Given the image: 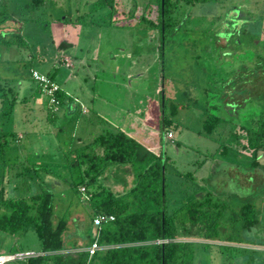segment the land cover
<instances>
[{"label": "rangeland", "instance_id": "1", "mask_svg": "<svg viewBox=\"0 0 264 264\" xmlns=\"http://www.w3.org/2000/svg\"><path fill=\"white\" fill-rule=\"evenodd\" d=\"M155 15V0H0V96L2 91L7 96L0 103V137L13 132L4 136L5 152L10 154L0 152L4 195L34 194L41 177L43 183L59 188L58 176L67 178L77 172L71 165L76 159L73 149L104 128L116 127L159 154L168 213L185 197L207 191L225 204L219 220L222 237L245 241L251 234L250 241L264 242L259 236L264 225L247 234L233 216L249 185L248 198L254 195L256 206L264 207L263 175L257 174L242 187L235 180L237 175L246 181L248 172L251 176L264 172V156L256 157L257 164L251 165V150L246 146L256 129L262 133L258 143L264 144V93L259 90L256 96L250 95L249 86H239L245 73L248 79L263 74L264 0L180 1L170 15L172 27L163 41ZM8 38L10 43L1 42ZM219 38L224 40L218 43ZM60 42L68 44L67 58L57 52ZM31 67L53 77L74 98L70 115L48 118V110L56 112L58 105L56 109L49 105L47 96L37 89L29 76ZM204 111L219 117L210 134L201 127ZM167 132L170 138L165 137ZM83 168L80 164L79 169ZM98 182L77 190L84 193L104 187L114 196L122 195L132 186L130 167L109 165ZM81 193L76 197L67 189L53 199L52 223L68 210L66 245H83L85 240L78 233L88 236L95 229L90 203ZM178 240L207 242L193 237ZM209 243L236 250L231 256L212 246L209 263L203 260L204 264H243L239 249H264ZM38 248L32 230L0 231V254Z\"/></svg>", "mask_w": 264, "mask_h": 264}, {"label": "trees", "instance_id": "2", "mask_svg": "<svg viewBox=\"0 0 264 264\" xmlns=\"http://www.w3.org/2000/svg\"><path fill=\"white\" fill-rule=\"evenodd\" d=\"M180 1L192 4L208 0H155V24L159 27L162 41L170 34L172 27V16L170 15ZM20 40L19 38L18 41ZM1 42L8 44L11 40L1 39ZM65 44L60 42L57 47ZM260 71L263 73L260 78L253 75V78L248 79L245 73L243 81L239 84L243 88L249 86L250 95L256 96L259 90L264 93V69ZM49 78L52 79L51 76ZM37 89H39L38 86ZM54 95L58 107L68 104L70 96L61 88ZM4 100H7V96L2 91L0 103ZM48 111V118H54L56 113ZM66 111H63V114H67ZM171 112H174L173 108ZM204 112L201 127L206 134H210L215 129L219 117L213 113ZM261 134L256 129L251 134L252 138L247 140L246 146L251 150L248 157L253 159L251 165H256V157L264 153V144H259L257 141ZM5 135L13 136V132H4L0 137L2 139L0 140V152L3 155H6L5 149L7 148L5 147ZM96 148L100 149L99 153L95 151ZM73 153L76 159L71 165L77 168V172H70L67 178L58 176L61 185L59 188L43 183L42 177H39L41 182H39L38 192L27 197L10 198L4 195L0 182V231L17 234L32 230L39 246L35 252L43 253L27 258L22 264H204L203 260L209 263L208 253L212 246L222 249L231 256H234L231 251L236 250L234 246L209 243V241L242 243L251 240V234L247 237L248 239L245 238V241H231L229 238L222 237L223 227L219 220L223 217L225 204L216 200L207 191L185 197L180 205L168 213L164 188L165 172H163L159 154H153L144 148L135 136L124 130L116 127L104 128L89 142L73 149ZM262 163L264 167V162ZM80 164L84 165L81 170L79 169ZM112 164H127L130 167L132 186L124 194L114 196L104 187L99 191L85 190L84 193L77 190L79 186L89 189V186L92 187L99 183L101 174L107 166ZM257 174H260L261 178L262 175L264 176V172H253V176L248 172L246 181L243 176L237 174L238 177L235 180H238L241 187L243 184L246 186L254 181ZM67 189L76 193V197L80 193L86 196L85 199L87 203H90L93 217L97 214L112 216L111 220L100 223L97 235V243L101 246L108 245V247L98 249L90 256L82 250L68 251L69 248L74 247V243L66 245L65 240L64 231L68 210L65 209L56 218L55 223H52L51 219L55 194ZM250 190V185L245 190L243 189L246 198L241 200L237 209L233 211V216H237L240 220V228L244 229L247 234L251 228L260 225L261 222L264 225V220L260 217V214L264 212V207L258 209L253 200L256 198L254 195L248 198ZM261 194V198L264 199V187ZM82 236L87 237V234L83 232ZM192 237L207 242L178 240ZM239 250L241 252L240 261L242 259L243 264H264V250L248 251L245 248Z\"/></svg>", "mask_w": 264, "mask_h": 264}, {"label": "built area", "instance_id": "3", "mask_svg": "<svg viewBox=\"0 0 264 264\" xmlns=\"http://www.w3.org/2000/svg\"><path fill=\"white\" fill-rule=\"evenodd\" d=\"M29 76L32 80L37 82L40 91L43 92L47 96V100L49 105L52 107L57 106V99L54 95V93L59 90V86L53 81V79H50L49 76L41 73L40 71L34 69V68H29ZM56 109V108H55ZM166 138H170L171 134L170 132H167L165 134ZM82 191L84 190V187L81 186L80 188ZM112 216L111 215H106V214H97L92 218V225L94 226V232L92 235V240L90 244L85 248V251L88 253V256L93 254L96 250L108 247V245H99L97 243V235H98V228L101 222L106 221V220H111ZM43 254L42 252H35L33 250H16L12 253H2L0 254V264H22L27 258L41 255Z\"/></svg>", "mask_w": 264, "mask_h": 264}, {"label": "crops", "instance_id": "4", "mask_svg": "<svg viewBox=\"0 0 264 264\" xmlns=\"http://www.w3.org/2000/svg\"><path fill=\"white\" fill-rule=\"evenodd\" d=\"M65 47H67V44H65V45H62L61 47H59L58 49H59V51H57L58 53H62V56L59 54V56L60 57H63V58H67L66 56H65V52H66V50H65ZM4 59H5V57H4ZM62 64V63H61ZM52 79H53V77H52ZM70 99H72L71 97H70ZM70 99H68V100H65V101H68L67 103V106H65V107H63V105H61V106H59L58 107V109L56 110V114H59V115H63V111H66V109H68V108H72V105H71V103H70ZM74 99V98H73ZM74 101V100H73ZM78 104V103H77ZM78 107H79V104H78ZM85 112V109H84V111H83V113ZM62 118H63V116H62ZM92 139V138H91ZM90 139V140H91ZM78 141H82V139L81 138H78L77 139ZM89 140V141H90ZM88 141V142H89ZM83 144H85V143H82V144H80V145H78V146H81V145H83ZM6 153H9L10 154V152H6ZM12 153V152H11ZM29 154V153H28ZM14 155L15 156H17V153H14ZM261 155V157L263 158V156H264V153H262V154H260ZM259 157V156H258ZM260 157V158H261ZM260 160H262V159H260ZM263 162H264V159H263ZM258 209H262V207H258ZM264 220V219H263ZM262 220V221H263ZM260 225H262V222H261V224ZM257 226V225H256ZM262 227H263V225H262ZM257 230H258V228H256ZM255 229V230H256ZM260 231H261V228H260ZM262 231H263V228H262ZM93 232L94 231H92L91 233H90V235H88L87 237L86 236H82V233H78V235H79V238H81V239H83V240H85V243L83 244V245H76L75 243H74V247H72V248H69L68 249V251L69 252H71V251H74V250H82V251H85V248L90 244V239H91V237H92V235H93ZM258 234H259V232H258ZM259 236H261V237H263L264 238V231L263 232H261V234H259ZM71 243H73V242H71ZM233 244H236V243H233ZM237 244H246V245H251V246H253V247H256V246H264V242L261 240V242L259 243V241H245L244 243H237ZM245 249H247L248 251H251V250H253V249H255V248H245ZM256 250H258V251H263L264 249H256Z\"/></svg>", "mask_w": 264, "mask_h": 264}, {"label": "water", "instance_id": "5", "mask_svg": "<svg viewBox=\"0 0 264 264\" xmlns=\"http://www.w3.org/2000/svg\"><path fill=\"white\" fill-rule=\"evenodd\" d=\"M72 112H73L72 108H69L67 114L70 115Z\"/></svg>", "mask_w": 264, "mask_h": 264}, {"label": "flooded vegetation", "instance_id": "6", "mask_svg": "<svg viewBox=\"0 0 264 264\" xmlns=\"http://www.w3.org/2000/svg\"><path fill=\"white\" fill-rule=\"evenodd\" d=\"M224 24L226 25V24H228V22H225ZM222 27H223V25H222ZM224 28H225V27H224ZM225 29H226V28H225ZM220 39H223V38H219L218 43H221V42H220ZM223 40H224V39H223ZM225 103H226V102H225Z\"/></svg>", "mask_w": 264, "mask_h": 264}]
</instances>
